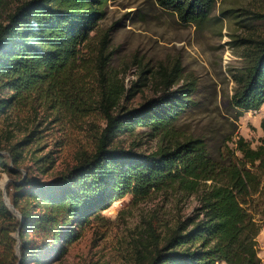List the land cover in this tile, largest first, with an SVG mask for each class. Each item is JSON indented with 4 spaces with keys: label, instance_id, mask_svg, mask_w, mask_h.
<instances>
[{
    "label": "trees",
    "instance_id": "1",
    "mask_svg": "<svg viewBox=\"0 0 264 264\" xmlns=\"http://www.w3.org/2000/svg\"><path fill=\"white\" fill-rule=\"evenodd\" d=\"M110 1L25 0L0 21V119L40 101L52 109L75 108L83 117L100 113L105 120L93 148L80 151L66 172L47 183L22 175L5 192L0 186L1 242H9L14 264H47L62 257L91 218L115 201L167 192L175 197H167L166 204L179 210L192 197L196 204L176 219L162 245L149 223L156 244L150 257L141 255L147 264H264L257 243L264 226V137L253 147L241 134L214 144L206 136L181 135L177 122L198 102L197 84H181L179 65H161L155 72L142 68L128 85L118 73H108L103 62L98 83L88 86L82 46L105 18ZM155 1L195 25L206 23L219 2ZM255 18L264 22V13ZM237 46L243 63L230 70L235 119L264 105V34L243 37ZM152 78L155 95L139 106L126 105ZM142 128L157 143L155 149L143 150L138 141L117 144L121 135H137ZM6 158L0 152V166L12 172ZM15 231L18 239L11 236ZM1 259L8 264V255Z\"/></svg>",
    "mask_w": 264,
    "mask_h": 264
},
{
    "label": "rangeland",
    "instance_id": "2",
    "mask_svg": "<svg viewBox=\"0 0 264 264\" xmlns=\"http://www.w3.org/2000/svg\"><path fill=\"white\" fill-rule=\"evenodd\" d=\"M23 1L0 3V21ZM259 12L264 13V0H219L211 18L195 25L181 22L155 0H111L105 18L82 46L81 70L87 85H96L104 62L108 73H118L130 85L139 79L142 68L155 72L161 65H179L181 84L191 80L197 84L198 105L177 122V131L181 135L206 136L213 144L225 136L241 134L256 147L264 137V105L244 111L235 119L237 113L230 103L235 83L230 70L243 63L238 41L264 34V22L255 18ZM102 48L105 58L100 56ZM155 93L152 78L126 105L139 106ZM104 126L100 113L83 117L75 108L52 109L49 103L40 101L14 110L0 119V152L14 168L11 172L0 166V185L6 183L7 187L9 182L28 175L42 183L50 182L76 162L80 151L93 148L98 130ZM145 130L140 129L137 135H121L117 144L127 147L138 141L143 150L155 149L157 143L145 136ZM26 138L28 142L18 145ZM52 159L55 162L49 163ZM167 197L172 200L175 196L154 192L145 198L126 195L115 201L91 218L81 237L62 257L47 264H147L148 259L143 261L141 255L150 257L156 244L149 223L162 245L176 219L189 214L196 204L192 197L179 210L175 204H166ZM17 234L15 231L11 236L18 239ZM258 242L264 263V226ZM17 245L16 259L20 257ZM4 254L8 255V264H14L9 242L5 246L0 240V264Z\"/></svg>",
    "mask_w": 264,
    "mask_h": 264
},
{
    "label": "water",
    "instance_id": "3",
    "mask_svg": "<svg viewBox=\"0 0 264 264\" xmlns=\"http://www.w3.org/2000/svg\"><path fill=\"white\" fill-rule=\"evenodd\" d=\"M0 186H1V188H2V189L4 190V192H5V191H6V183L3 184V185H0ZM5 198H7V197H6V193H5ZM6 203H7V205H8L9 207L13 208V209L18 213V211L14 208L13 204H11L10 201H7ZM17 237H19V234H17ZM17 251L20 252V245H19V243H18V245H17Z\"/></svg>",
    "mask_w": 264,
    "mask_h": 264
},
{
    "label": "built area",
    "instance_id": "4",
    "mask_svg": "<svg viewBox=\"0 0 264 264\" xmlns=\"http://www.w3.org/2000/svg\"><path fill=\"white\" fill-rule=\"evenodd\" d=\"M257 243H258V248L260 249V247H259V242H258V237H257ZM263 262V261H262Z\"/></svg>",
    "mask_w": 264,
    "mask_h": 264
}]
</instances>
